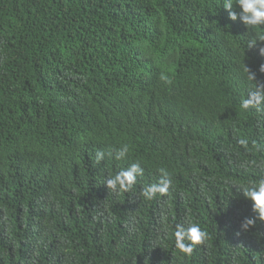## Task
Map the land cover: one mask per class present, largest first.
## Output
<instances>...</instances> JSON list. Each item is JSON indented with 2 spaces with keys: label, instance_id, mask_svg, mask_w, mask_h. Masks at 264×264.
I'll return each mask as SVG.
<instances>
[{
  "label": "trees",
  "instance_id": "obj_1",
  "mask_svg": "<svg viewBox=\"0 0 264 264\" xmlns=\"http://www.w3.org/2000/svg\"><path fill=\"white\" fill-rule=\"evenodd\" d=\"M224 3L0 0V264H264L240 192L264 178V112L241 106L264 26ZM137 162L131 192L107 187ZM161 168L170 195L148 200ZM191 223L209 239L189 256L174 233Z\"/></svg>",
  "mask_w": 264,
  "mask_h": 264
},
{
  "label": "clouds",
  "instance_id": "obj_2",
  "mask_svg": "<svg viewBox=\"0 0 264 264\" xmlns=\"http://www.w3.org/2000/svg\"><path fill=\"white\" fill-rule=\"evenodd\" d=\"M242 9L237 12L234 10V4L232 0H225L224 8L229 11L230 19L233 21L242 20L247 28H258L264 26V0H236V5ZM264 42V36L260 37L259 42L253 39L248 44V49L257 47L259 43ZM259 53L264 56V47H259ZM244 71L250 81H254V91L249 94L247 99L242 100V108L249 110L255 108L257 111L264 112V83H260L256 79V73L253 72L246 64L244 65ZM259 71L264 73V64L260 65ZM161 79L167 83H171L168 78L161 74ZM239 144L244 148H248V140L240 139ZM253 147L259 151L260 145L256 141H252ZM129 153V146L124 145L116 153V159H124ZM107 155L112 156L110 150ZM105 157L104 151H98L96 153V163L99 164ZM252 161V164H255ZM161 173V179L159 183L152 184L143 189L142 195L148 199H155L157 193L161 196L170 195V188L172 187V180L170 173L167 169H159ZM144 176V169L139 162L133 163L126 170H121L114 177L108 178L106 181L107 187L112 191L131 192L133 187L137 183L138 177ZM243 196L249 199L253 203V212L257 214L256 219L264 222V178L258 181L250 182L249 185L240 189ZM256 219L245 218L242 221V230L247 232L250 228L255 227ZM176 231L174 233L176 240V247L184 254L191 256L196 246H203L209 239L207 231L201 229L196 223H191L189 227L185 228L183 224H176ZM190 243H185V241Z\"/></svg>",
  "mask_w": 264,
  "mask_h": 264
}]
</instances>
